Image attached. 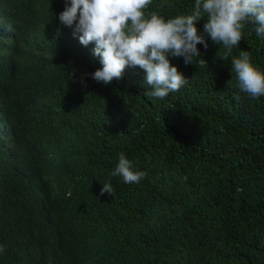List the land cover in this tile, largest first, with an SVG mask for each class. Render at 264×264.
Masks as SVG:
<instances>
[{
  "label": "trees",
  "instance_id": "1",
  "mask_svg": "<svg viewBox=\"0 0 264 264\" xmlns=\"http://www.w3.org/2000/svg\"><path fill=\"white\" fill-rule=\"evenodd\" d=\"M64 7L0 0V264H264V96L231 71L242 49L264 71L257 25L226 61L210 38L193 64L169 57L188 83L159 99L138 66L94 80V44L61 23ZM120 153L139 183L111 175Z\"/></svg>",
  "mask_w": 264,
  "mask_h": 264
},
{
  "label": "clouds",
  "instance_id": "2",
  "mask_svg": "<svg viewBox=\"0 0 264 264\" xmlns=\"http://www.w3.org/2000/svg\"><path fill=\"white\" fill-rule=\"evenodd\" d=\"M153 0H65L59 14L62 24L74 29L73 35L87 47L94 44L93 56L102 65L92 78L111 84L122 79L127 67H139L146 73L149 90L146 95L164 99L188 83V78L172 65L169 57H183L193 64L202 54L197 47H209V38L220 45L218 56L228 60L233 49L240 45L245 25H257V36L264 35V0H195L190 14L166 19L157 11L146 13ZM205 19L201 32L197 23ZM221 49L222 54H221ZM201 60L200 63H204ZM236 87L250 98L264 96V71L251 60V53L242 49L231 60ZM237 100L239 95L235 97ZM112 176L122 177L125 183H139L147 173L134 168L124 153L119 154ZM114 196L111 183L103 184L100 195ZM0 244V253L4 251Z\"/></svg>",
  "mask_w": 264,
  "mask_h": 264
}]
</instances>
